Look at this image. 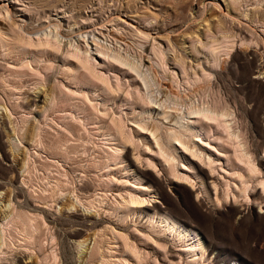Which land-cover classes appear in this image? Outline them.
Segmentation results:
<instances>
[{"label":"rangeland","instance_id":"374dc122","mask_svg":"<svg viewBox=\"0 0 264 264\" xmlns=\"http://www.w3.org/2000/svg\"><path fill=\"white\" fill-rule=\"evenodd\" d=\"M0 208V264H264V0H0Z\"/></svg>","mask_w":264,"mask_h":264},{"label":"bare ground","instance_id":"6f19581e","mask_svg":"<svg viewBox=\"0 0 264 264\" xmlns=\"http://www.w3.org/2000/svg\"><path fill=\"white\" fill-rule=\"evenodd\" d=\"M54 28H55V34L54 35H56L57 34V37H58V35H60V33H58V29H56L57 28V25H54ZM35 32H33V34H34ZM37 33V32H36ZM52 33V32H51ZM32 34V33H31ZM38 34V33H37ZM60 36H62V35H60ZM64 36V35H63ZM82 36V35H81ZM56 36H54V38H55ZM94 38V37H93ZM58 39V38H57ZM45 45V43H40V45ZM46 45H48V47H51V48H53L52 46H50V44H46ZM96 45V44H95ZM55 47V46H54ZM56 48V47H55ZM53 50H55V49H53ZM52 52V51H51ZM97 52L98 53H101V54H105L104 52H102V51H100V50H97ZM78 60V62L79 63H81V64H84L85 63V61H82V60H80L79 58L77 59ZM114 60H116V61H118L116 58L114 59ZM120 63V62H119ZM87 64V63H86ZM86 66V65H85ZM84 66V67H85ZM130 69H132L133 70V68H131L130 67ZM40 97H43V95H41ZM156 105H157V107H159L160 106V104H158V102H155V105L154 106H152V109H156L157 107H156ZM165 112H162L161 111V113H160V115H162V118L163 119H166V116H164L165 114H164ZM198 113H200L201 114V112H199V111H190L189 112V114L190 115H200V114H198ZM203 113V112H202ZM204 114V113H203ZM158 115H159V113H158ZM204 117L205 118H207V119H209V120H212L213 118L212 117H210V116H207V115H205L204 114ZM182 118V117H181ZM183 119V118H182ZM215 120V119H214ZM187 123V126H186V128H184V130H187V129H189V126H188V122H186ZM141 130H145V131H147V132H149L153 137H154V139H155V144H156V146H157V148H158V150H159V153L158 154H163V148L161 147V144H160V138H158V137H156L158 134H157V132H156V134H154V132L155 131H157V128L156 127H154L153 126V124L152 123H150V125H148V126H146V125H141V124H138L137 125ZM72 127V126H71ZM118 131V130H117ZM189 131V130H188ZM187 131H185V133H186ZM171 134V133H170ZM179 135L181 136V134L179 133ZM177 133H174L173 132V134H171V140L169 141V142H171L170 144H171V146L173 145V146H175V148L177 147V146H179V147H181L183 150H185V151H187V152H189L190 154H191V156H193V157H196V158H198L200 161H201V158H200V156H201V154H200V156H199V153H197V151H193V149H191L190 147H188V145L184 142V141H182L180 138H182V137H180ZM173 141V142H172ZM120 142H122V141H120ZM119 142V144H121V145H124L123 143H120ZM169 144V145H170ZM125 146V145H124ZM174 148V147H173ZM174 148V149H175ZM163 156V159L160 161L159 159V163L163 166L164 164H167L168 165V161H170V162H172V160H173V157H170V156H168L167 157V155H162ZM203 160H204V158H203ZM174 161V160H173ZM209 161V160H208ZM241 161V160H240ZM202 163H203V161H201ZM205 163V162H204ZM210 163H212V161L210 162H208V164H210ZM171 164V163H170ZM166 165V166H167ZM212 164H210V166H211ZM238 165V164H237ZM197 166H198V168H199V170L203 173V174H205L206 175V173H205V171L203 170V168L200 166V165H198L197 164ZM171 167L173 168L174 167V165L173 164H171ZM211 168H212V166H211ZM135 170H136V172L138 173V174H140V176L142 177L141 179H145L146 180V184L147 185H143L142 186V188H141V190H146V191H149V192H151V193H154V194H157V195H159V197L161 198V195H160V193H159V189L160 188H154L152 185H150L149 183V178H151V176H152V174H151V171L150 170H148V169H146V170H142V169H140L137 165H135ZM252 170H253V168H252ZM210 171H212V172H214L212 169L210 170ZM255 170H253V172H254ZM208 176V175H207ZM176 177V176H175ZM178 177V176H177ZM153 178H155L156 179V177H154V175H153ZM180 179H181V177H180ZM171 183H173V184H175L176 183V181H171ZM160 187V186H159ZM217 187V186H216ZM83 188H84V185H83ZM196 201L197 202H201V200H198V199H196ZM2 202V201H1ZM130 203L131 204H142V203H144V201H140V200H136V199H131V201H130ZM70 206H74V204H63V208L65 209V208H67V207H70ZM147 209H149V210H153L154 212L152 213V215H150L149 216V214H147L148 215V217H150L151 219H153V218H156V219H159V221L161 222V223H166L167 224V226L169 227V229H170V231H171V233L172 232H174L175 234H177L178 232H179V230H181L180 231V233H179V236H180V239L181 240H185V238H186V236H189V235H191V232H193V231H191V230H189V229H187V227L185 228V227H183L182 225H180L178 222H176L173 218V216L174 215H172V212H171V210H169V208H167V207H165V206H158V205H153V208H150V207H146ZM1 209V208H0ZM136 212H138L139 214H141V210H136ZM167 227V228H168ZM200 249V248H199ZM201 250H203L202 248H201ZM187 254H188V260H189V262H194V257H195V252H196V247H191V248H188L187 249ZM19 264H26V263H24V262H21V263H19ZM233 264H235V263H233Z\"/></svg>","mask_w":264,"mask_h":264}]
</instances>
